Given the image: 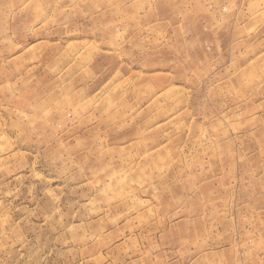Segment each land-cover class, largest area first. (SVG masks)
Wrapping results in <instances>:
<instances>
[{
  "label": "rangeland",
  "instance_id": "374dc122",
  "mask_svg": "<svg viewBox=\"0 0 264 264\" xmlns=\"http://www.w3.org/2000/svg\"><path fill=\"white\" fill-rule=\"evenodd\" d=\"M0 264H264V0H0Z\"/></svg>",
  "mask_w": 264,
  "mask_h": 264
}]
</instances>
